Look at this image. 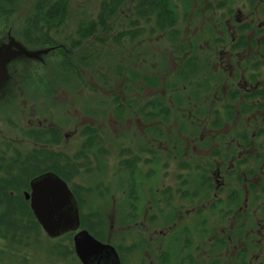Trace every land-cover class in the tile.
<instances>
[{"label": "flooded vegetation", "instance_id": "flooded-vegetation-1", "mask_svg": "<svg viewBox=\"0 0 264 264\" xmlns=\"http://www.w3.org/2000/svg\"><path fill=\"white\" fill-rule=\"evenodd\" d=\"M61 1L68 13L50 22L45 36H40L49 42L30 45L47 49L38 58L63 54V60L43 63L39 69H45L48 78L43 74L36 84L51 83V88L53 84L58 87L56 82L73 84L76 73L79 88L93 95L84 98V103L96 107L92 114L65 110L74 121L66 131L46 117H28L24 126L56 128L62 139L79 136L80 146L90 147L88 157L97 164L92 172L97 180L80 193L88 211L82 215L79 209L80 228L81 219L100 226L98 209L111 200L122 208L121 226L144 231L157 228L147 231V264H264V0H188L187 26L198 21L191 31L182 29L181 36L171 38L165 35V24L154 17L160 0H120L118 8L104 12H99L104 0L90 3V9L86 0ZM173 1L179 11V1ZM11 12L14 9L0 13L13 17ZM100 15L105 16L101 19ZM12 20L19 25V19ZM13 27L8 25L0 41L19 38L26 46L22 26L18 36ZM165 39L189 45L180 55L174 50L179 60L172 71L191 66L195 99L186 95L187 100L178 104L168 98L155 102L167 92L163 84L149 86L136 80V75L116 74L125 62L136 67L152 63L155 57L161 59L165 43L157 44V49L151 43ZM106 50L114 52V57L103 59ZM100 60L112 62L113 77L104 78ZM88 66L96 67V79L84 71ZM57 68L67 70L68 79ZM144 75L154 77V73ZM63 91L62 102L73 106L72 100H66L69 93ZM105 95L111 97L108 110ZM123 97L134 102L123 104L119 101ZM165 157L174 164L162 165ZM73 164L78 169L79 158ZM201 167L209 180L202 181L197 190L196 173ZM32 231L26 237L38 249L39 238ZM74 233L51 238L72 236L73 241ZM138 236L126 252L122 245L115 246L120 264L126 263L125 254H132L128 255L132 259L141 253L144 235Z\"/></svg>", "mask_w": 264, "mask_h": 264}, {"label": "rangeland", "instance_id": "rangeland-1", "mask_svg": "<svg viewBox=\"0 0 264 264\" xmlns=\"http://www.w3.org/2000/svg\"><path fill=\"white\" fill-rule=\"evenodd\" d=\"M49 3V0H44ZM54 1V0H52ZM100 0H86L85 5L88 6V9L91 8L90 3L97 2ZM36 0H22L20 2L14 3V9L15 12H11L13 14V17H7L2 15L0 13V40L4 37L6 30L8 28V25L14 24L13 29L16 30L18 27L20 28L24 24V19L23 17L30 13L31 10H33V5L36 3ZM32 5V7H31ZM95 5L93 4V11H95ZM10 14V13H9ZM12 19H19V25L17 24L16 21H13ZM198 21V20H196ZM196 21H192L190 25L187 26V23L185 21V24L182 25L181 30L186 31H191L192 28H194V24ZM180 30V31H181ZM17 40V39H16ZM18 41L21 42L22 45H24L23 41H21L18 38ZM26 48L28 50H40L38 48H33L30 44L27 43L26 40ZM165 43L164 45L166 46V51L162 50V58L159 59L158 57H155L153 59L152 63H143L141 65H137L136 67H133L132 64L124 63V65H120L119 71H123L122 75L119 74V76H135V75H140V74H150L154 73V77H157L161 81L166 79L165 73H168L170 70L172 71V68L175 70L176 69V62L179 60L178 57L174 56V50H177L179 52V55L183 53V49H187L189 45H187L186 41L182 42H171L168 39L160 40V42H152L151 44L156 47L157 44H162ZM1 44H6L0 41ZM40 47V46H38ZM46 47V45H44ZM108 47V46H106ZM105 47V49H106ZM111 48V47H110ZM151 48H153L151 46ZM104 49V50H105ZM157 49V47L155 48ZM152 52V49L150 50ZM173 52V53H172ZM105 53H108L105 55ZM114 52L112 51H104L103 52V59H107L109 57H114ZM61 58L63 60V54L61 55ZM59 55H45L41 58H32V57H27L24 56L23 54H19V56H16L14 59L8 62V65L6 67V74L8 75L7 80L3 81V86L0 87V149L4 148V151H6V156L12 154L14 152L13 148H11L12 144H18L17 149L20 150V152L23 151H29L31 148H33L34 143L31 140H21L18 139L20 136V130L22 128H25V120L30 117V118H39L40 120L43 119V117H46L49 122H53L54 124H58L59 126L63 127V129L66 131L68 128H72L73 126V119L72 116L69 115L68 113L64 112L65 110H69L72 112L74 109L81 111L82 113L85 114H92L91 109L93 107H96V104L92 103L90 106L88 104L84 103V98L87 96L93 97L92 94H89L88 89H80V84L77 81L78 78L76 73L72 76V82L67 83L66 81L64 82H56L58 84V87L51 88V83H42V84H36L37 80H39V77L44 74V76H47L48 72H45V69H39L43 63H52V62H58L61 60ZM147 61L149 60V57H147ZM100 63H103L101 68L102 72H104V78L107 77H113L112 75L114 74V70L112 68V62L111 61H102L100 60ZM151 64L153 66L151 67ZM111 65V67H109ZM175 66V67H174ZM118 69V66H117ZM88 70L90 73L94 74V79H96V67L89 68L85 67L84 71ZM59 73H62L65 78V75L67 76V79L69 77V72L65 69L59 70V68L56 69ZM65 71L67 72L65 74ZM80 71V70H79ZM170 71V72H171ZM74 72V71H73ZM159 73V74H158ZM161 74V75H160ZM160 75V78H159ZM75 76V77H74ZM80 76V73H79ZM62 77V78H63ZM163 78V79H161ZM88 79V76H87ZM1 83V84H2ZM35 83V84H34ZM20 85V86H17ZM25 84V85H23ZM111 86L114 85V81L111 80L110 82ZM1 86V85H0ZM118 86V85H117ZM116 86V87H117ZM18 87L20 88V91H18ZM56 88V90H54ZM60 89H65L67 93H69V98L66 97L69 102L72 100V104L70 103H63L64 101V93L60 92ZM118 89V87L116 88ZM149 92V91H148ZM146 92V93H148ZM73 94V95H72ZM166 96H164V100L166 101V98L169 95V90L168 92L165 93ZM57 95L56 97H54ZM99 98V94L97 96ZM105 101H106V106L104 105V108L108 110V107L110 106L109 97L108 95L103 96ZM23 100L26 101L25 104H23ZM136 101V99H134ZM119 101L123 104H130L133 103L134 101H130L129 98H121ZM138 103V101H136ZM70 120L68 123L67 119ZM47 120V121H48ZM100 121V120H99ZM28 129V128H26ZM20 141V142H19ZM80 141L81 138L79 136L77 137H71L70 139H65L63 138L61 141V144L59 145L60 147H56L55 149H62L64 153H69L72 155L73 153H78L81 150L80 146ZM9 142V148L8 149L5 146V143ZM0 151V157L2 156V152ZM84 160L79 159V162L82 163ZM87 161L88 168H93L97 170V164H95V161L91 160L90 158L85 160ZM89 161V163H88ZM174 164L170 159L168 158H163L161 161V164ZM30 163V161H29ZM102 165V163H100ZM78 168V167H77ZM80 170V175L77 177H73L72 180L73 182L77 184H83L86 186H90L89 184L91 182H94V180H97L93 174H84V169L80 166L78 168ZM104 170V169H103ZM1 171V170H0ZM2 172H0L1 175ZM85 175V180H87L90 183H87L84 180ZM75 175V174H74ZM102 175H100L98 178H101ZM167 179L165 180L166 183ZM69 185V184H68ZM196 185V183H195ZM94 186V184H92ZM91 186V187H92ZM70 187V186H69ZM29 188V187H28ZM90 188V187H89ZM71 189V188H70ZM72 191V190H71ZM24 192L22 191L21 193L24 196ZM0 195H2L0 193ZM0 199H3L1 197ZM24 202L26 204H29L28 199L23 197ZM19 204L17 202H13L11 199L6 200V204H4L1 208L2 213L6 212L5 210L10 211L8 214H5L4 216H7L9 218H12L11 216L16 215V212L18 209ZM82 211L83 213H87V206L84 203L82 205ZM101 212V218L102 221H100L101 225L99 227H104V240L108 241L112 245H122V252H126V248L132 244L133 241L136 242V240L139 238L138 234L142 233L144 235V240L142 241L143 245L141 246L140 251L137 255L132 259H130V255L132 254H125V264H139L140 262L143 264H147V254L145 253L146 249V243L145 239L148 236L147 231H152L153 229H156L155 226H150L147 231L144 230H137L139 227L131 228V227H126V226H121L120 222L118 221L119 214H121L122 208H120L119 203L116 202L114 204L113 201L109 200V203H106L102 205L100 209H98ZM14 217V216H13ZM27 221V220H26ZM26 221H24L26 223ZM146 225H148L146 223ZM157 227V226H156ZM35 228L33 226L32 228L29 229V231H32ZM31 233V232H30ZM37 236V235H36ZM42 238L41 240L39 239L38 242V249L37 247L32 246V241L31 237H29V244L25 246H20V245H15L8 240H0V256H3V259H0V264H81L78 261V258L75 256L73 246H72V236L67 237L63 236L60 238H51L47 236L44 231L42 230L41 234ZM126 236V237H125ZM39 238V236H37ZM27 238V237H26ZM125 238V239H122ZM71 251V254H69V250ZM129 255V256H128ZM129 257V258H128ZM128 258V259H127ZM3 262V263H2Z\"/></svg>", "mask_w": 264, "mask_h": 264}, {"label": "trees", "instance_id": "trees-1", "mask_svg": "<svg viewBox=\"0 0 264 264\" xmlns=\"http://www.w3.org/2000/svg\"><path fill=\"white\" fill-rule=\"evenodd\" d=\"M20 1L22 0H0V12H6L9 11V9H13L12 7L15 5L14 3ZM36 1L37 2L33 5V10L23 17L24 24L22 25V29L25 31L24 34L27 37L26 41L28 44L40 45L49 42V40L40 36H45L47 32L46 27L50 24V22L60 21V16L68 13V11L64 10L66 3L61 0H50L48 4H44V0ZM178 1L180 3L179 11L175 9V2L173 0H160L158 3L159 9L157 13L155 10V12H153L156 14L154 15L155 19H159L165 24L164 32L167 38L181 36L180 30L188 18L189 12L187 5L189 1ZM155 3L156 2L153 1V7H155ZM100 5L99 12L115 10V8H118V5H120V0H104L100 3ZM104 16L100 15L101 19ZM117 40H119V38ZM188 66H190V64ZM182 68L178 66L176 71L166 74V79L162 81L157 77H149L144 74L136 75V80H142L149 86H161L163 84L165 89H167V92L169 90L167 98L171 101H176V104H178L180 101L187 100L186 95H189L191 100L195 99L194 72L193 70H190L191 66L188 70L179 71ZM75 71L77 70L75 69ZM122 72L123 71L118 70L116 74H122ZM184 84H190V86L182 88ZM139 86L140 85L138 84V88ZM164 96H166V94H164ZM163 98L164 97L160 98L158 96L154 99V101L163 102L165 101ZM193 128L194 126L191 127V129ZM19 132L20 137L18 139L31 140L34 145L31 150L20 152V150L17 149L18 144L13 143L11 148H13L14 152L8 156L5 155L6 151H4V148L0 149V151L4 152H1L2 156L0 157V172H2L0 175V193L2 194L0 195V198L3 197V199H0V237L13 243L14 246H25L29 244V240L26 238V235L31 232L29 229L33 226H35V228L32 233L39 236L40 240L42 238L41 225L38 224L34 215L30 213V208L28 204L24 202V196L21 193L22 191L28 190V181L36 174L46 172V170L54 171L69 184L71 190L77 198V201L79 202V209L82 213L83 204L80 201V193L82 190H88L90 189L89 187L92 186V182L90 183L85 180L84 174H92L95 169L88 168L87 161H85L89 159L88 153L90 149V147H87L86 144L81 146L82 148L78 153H75V157H72L68 153L63 154L62 151L55 149L56 145L59 144L62 139V137H60L59 130L56 128H22ZM5 146L10 149L9 142L5 143ZM78 158L84 160L82 163L79 162L77 167L80 168L81 166L84 169V174L82 175L84 176V180L87 183H90V186L80 183L77 184L72 180L74 174L77 175L80 173L79 169H73V163L76 162ZM196 174V189L199 190L201 185L200 183L202 181L208 182L209 175L202 169V167ZM7 199H11L13 202L15 201L19 204L18 209H16V215H13L14 217L11 216L12 218L4 216L10 211L5 210L6 212L2 213L1 210L2 206L6 204ZM201 202L203 201H200V203ZM200 209L202 210L204 208ZM27 212L29 214L25 216L24 214ZM24 221H26V223ZM81 223L90 234H93L102 242L105 241L103 226L99 227L96 224H88L83 222V219H81ZM113 246H116L117 249L119 247L117 244Z\"/></svg>", "mask_w": 264, "mask_h": 264}, {"label": "water", "instance_id": "water-1", "mask_svg": "<svg viewBox=\"0 0 264 264\" xmlns=\"http://www.w3.org/2000/svg\"><path fill=\"white\" fill-rule=\"evenodd\" d=\"M47 49L28 50L20 41L10 38L0 45V83L7 80L8 62L19 54L36 57ZM24 196L28 199L32 215L47 236L59 237L75 231L73 246L82 264H120L115 246L97 239L89 231L80 228V213L76 197L68 183L52 170L36 174L29 181Z\"/></svg>", "mask_w": 264, "mask_h": 264}]
</instances>
